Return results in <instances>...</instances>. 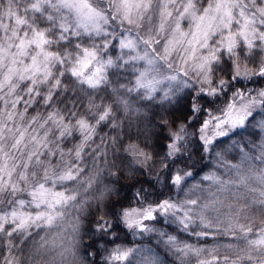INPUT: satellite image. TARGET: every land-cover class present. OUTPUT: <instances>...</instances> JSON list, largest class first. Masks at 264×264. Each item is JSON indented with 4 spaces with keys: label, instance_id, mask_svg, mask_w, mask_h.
Returning <instances> with one entry per match:
<instances>
[{
    "label": "clouds",
    "instance_id": "1",
    "mask_svg": "<svg viewBox=\"0 0 264 264\" xmlns=\"http://www.w3.org/2000/svg\"><path fill=\"white\" fill-rule=\"evenodd\" d=\"M0 264H264V0H0Z\"/></svg>",
    "mask_w": 264,
    "mask_h": 264
}]
</instances>
